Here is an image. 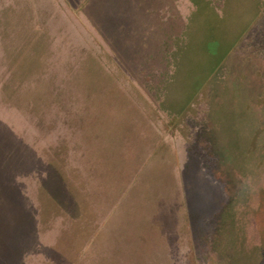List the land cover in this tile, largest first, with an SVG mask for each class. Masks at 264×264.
<instances>
[{"label": "rangeland", "instance_id": "obj_1", "mask_svg": "<svg viewBox=\"0 0 264 264\" xmlns=\"http://www.w3.org/2000/svg\"><path fill=\"white\" fill-rule=\"evenodd\" d=\"M0 264H264V0H0Z\"/></svg>", "mask_w": 264, "mask_h": 264}]
</instances>
